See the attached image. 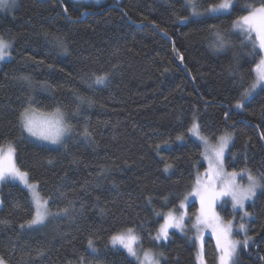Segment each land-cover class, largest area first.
<instances>
[{
  "label": "trees",
  "instance_id": "1",
  "mask_svg": "<svg viewBox=\"0 0 264 264\" xmlns=\"http://www.w3.org/2000/svg\"><path fill=\"white\" fill-rule=\"evenodd\" d=\"M235 1L230 14L194 17L186 0H121L100 7L19 0L15 15H0V37L12 44L11 59L0 68V146H15L17 166L53 214L45 231L21 228L35 211L31 195L16 183H0L5 264H137L110 244L113 234L129 227L141 237L140 247L163 254L162 264H198L201 241L177 229L169 230L166 241L153 239L163 215L179 212L205 170V144L189 131L193 123L207 143L232 134L227 171L264 174V90L236 107L256 78L260 52L253 34L245 41L233 27L247 14L246 5L262 0ZM219 2L201 0L198 11ZM84 12L90 15L81 19ZM217 32L225 37L222 50L214 49ZM46 34L62 38L67 51ZM93 73L110 75L97 85ZM28 107L59 109L65 116L72 131L59 149L26 138L18 116ZM63 208L67 215H54ZM230 210L221 209L227 220ZM247 211L252 239L237 264H264V192ZM202 241L206 264H217L215 240Z\"/></svg>",
  "mask_w": 264,
  "mask_h": 264
},
{
  "label": "snow or ice",
  "instance_id": "2",
  "mask_svg": "<svg viewBox=\"0 0 264 264\" xmlns=\"http://www.w3.org/2000/svg\"><path fill=\"white\" fill-rule=\"evenodd\" d=\"M187 7L191 9L192 16L206 15H220L230 14V10L234 9L235 5L233 0H220L219 3L211 4L204 9L201 13L198 9L201 7V0H186ZM17 6V0H0V11L12 10ZM246 15L239 16L234 22V29L244 33L248 40H252V34H255V42L253 48L258 46L261 52H264V0L257 7L246 5ZM51 37L56 47L62 51H67L65 43L62 38L55 34H46V37ZM214 47L217 50H222L226 46L225 37L220 33H214ZM12 45L7 40L0 37V61H4L11 58ZM256 78L253 83L242 93L240 101L237 102L236 107L242 108L244 105L243 100H246L253 96L257 88L264 90V56H262L258 63L255 65ZM109 73L102 75H96L94 83L97 85H103L107 82ZM27 80V78H24ZM81 102H85V98L81 97ZM90 103V101H87ZM227 116V114H225ZM55 119L38 122L35 119L33 109L31 107L25 108L20 112L18 121L23 133L27 134V138H33L37 141L48 142L53 145H61L64 143V137L71 132V126L65 122L63 114L57 109ZM198 136L205 144H207V138L200 136L199 124L193 123L192 128L189 129ZM85 134L87 131L85 130ZM177 139H182L178 136ZM232 142V134L225 131L223 135L219 137V144L212 149L211 156H206L208 159L209 168L206 172V180L201 181L197 178L195 187L190 193L191 196L199 198L200 209L199 214L195 216V223L193 228L200 230L201 226L204 228H211L212 234L216 239V247L218 251L217 264H237L238 254L241 248H248L249 241L252 237L247 235V226L244 222H240L236 227V234L244 233L243 240L234 239L233 221H223L220 215L216 212V207L219 202L224 201V198H229L234 210L242 212L240 220L250 218L251 213L245 209L246 202L252 201L256 196L257 191L264 192V174L259 177L253 175L250 170L244 169L241 172H225L224 162L225 153L229 149V145ZM159 147V146H157ZM172 165H166L164 171H168ZM237 176L247 177V184L241 185L237 182ZM19 181L32 193L31 203L35 206L34 214L32 218L26 222V224L20 225L21 228L27 227L33 229L37 226H43L50 215H53L48 210V200H42L39 194L36 192V186L29 183L28 173L22 171L16 164V148L11 143L7 148L0 146V183ZM187 200V197H185ZM2 203V202H0ZM179 209H185L184 202L179 204ZM68 208H63L54 215H67ZM186 211H181L179 215L175 210H169L163 215V223L160 225L156 232L154 240H168L169 230L177 229L184 230ZM6 220H0V224H6ZM200 240V249L198 252V264H206L203 253V241L202 236L196 237ZM141 237L136 233V230L129 227L118 233H115L110 238V244L113 248H119L117 250L126 251L127 255L133 257L137 264H160L159 258L151 252V250H144L140 247ZM88 247L95 253L97 250L93 245V241H88ZM142 252V255H141ZM160 255H163L162 253ZM264 259V258H262ZM0 264H5V261L0 258Z\"/></svg>",
  "mask_w": 264,
  "mask_h": 264
},
{
  "label": "rangeland",
  "instance_id": "3",
  "mask_svg": "<svg viewBox=\"0 0 264 264\" xmlns=\"http://www.w3.org/2000/svg\"><path fill=\"white\" fill-rule=\"evenodd\" d=\"M69 1H71L73 3H76V4H79V5H82V6H85V7H87V6H97V7H100V6H104L106 4H109L111 2H114L116 4L121 2V0H69ZM233 3H234V5H236L237 4V1L233 0ZM18 7H19V0H17V6L14 9H12V10H6V11H0V15L1 14L10 15V16L15 15ZM235 31L240 32L237 29ZM242 34L245 35L244 33H242ZM253 39L255 41V34L254 33H253ZM244 40L245 41H250V40H248L245 37H244ZM11 49H12V47H11ZM11 49H9L10 52H11ZM214 49L217 50L216 47H214ZM258 50H259V48H258ZM259 52H260V57L258 58V62H259L260 58L262 56H264V52H261L260 50H259ZM10 59L4 60V61H0V68L2 67V65L4 63L8 62ZM259 90H261V89L260 88H257V90L253 94V96H255L256 93ZM252 97H250V98H248V99H246L244 101L250 102L251 99H252ZM32 109H33V112H34L35 119L38 122L53 120V119L56 118L55 117L56 112H53V113H42V112L36 111L34 108H32ZM64 119H65V122H66L65 116H64ZM70 134H71V132L69 133V135H66L64 137V142H65V140L67 138L70 137ZM25 136L27 138V134L26 133H25ZM27 139L30 142L34 143V144H37V145L43 146V147H47V148H50V149H59L61 147V145H62V144L61 145H53V144H50L48 142L37 141V140H35L33 138H27ZM218 144H219V140L215 144L207 143V144L204 145L202 161L205 164V170L202 173L198 174V176H197V178H199L201 181H205L206 180L205 174H206V172L208 171V168H209L208 159H206L205 157L206 156H211L212 149L214 147H217ZM7 146H5L4 148L6 149ZM226 154H227V151L225 153V156H226ZM224 170H225L226 173L229 172V171H227L225 169V162H224ZM236 179H237V182L240 183L241 185H246L247 182H248L247 181V177L245 178V180H242L243 178H241L240 176H237ZM28 180H29V178H28ZM13 183H16V184L20 185L22 188L26 189L30 193V195L32 196V193L29 191V189H27L22 183H20L19 181H15ZM29 183H31V184H33V185L36 186V192L39 194L37 185L34 184V183H32V182H30V181H29ZM194 187H195V185L192 187L191 191L187 194V196H186L187 197V200L184 199V201H183L185 203V205H186L185 209H183V210L179 209V212H176L177 215H179V213L181 211H186L187 212V216L185 217V225L189 228V230L184 229L183 231H175V232H178V233L181 232L183 234V236L190 237L192 240L196 241V243H200V240L196 239V237H198V236H202V240L204 238H206V237H210L211 236L215 240V242H216L215 236L212 234L211 228H204L203 226H201L200 230L197 231V229H195V228L192 227V225L195 223V216L199 214V209H200L199 198L190 195V193L192 192V190H193ZM259 192H260V190L257 191V194ZM257 194H256V196H257ZM39 196H40V194H39ZM256 196L253 198L252 201L246 202V205H245V209L246 210H247L248 206L253 203V201L255 200ZM193 206H195V208H192ZM228 207H230V209H231L230 210L231 211V213H230L231 214L230 220L235 221L237 218H239L240 216L243 215L242 212H238V210H234L233 209L232 204H231V201H230L229 198H224V201L219 202L217 204V207H216V212L220 215V217L222 218L223 221L227 222L228 220L221 215V209L228 208ZM250 218H245L242 222H246ZM50 223H51V216L48 217V219L46 220V222L44 223L43 226H37V227H34V228H36V230L39 231V232H40V230L45 231V230H47L49 228ZM237 225H236V223L233 222V226H234L233 238L234 239L243 240L244 235H245L244 233H240L239 235L236 234L235 229H236ZM236 235H237V237H236ZM117 247L119 248V246H117ZM144 250H151V252L154 253L159 258L160 264H162L164 257H163V255H160L161 254L160 252H158L157 250H153V249H144ZM141 255H142V252H141Z\"/></svg>",
  "mask_w": 264,
  "mask_h": 264
},
{
  "label": "water",
  "instance_id": "4",
  "mask_svg": "<svg viewBox=\"0 0 264 264\" xmlns=\"http://www.w3.org/2000/svg\"><path fill=\"white\" fill-rule=\"evenodd\" d=\"M39 1L42 2V0H39ZM88 15H90V12H84V13L82 14L81 19H85L86 16H88ZM163 36L165 37L166 40H169V38H168L166 35L163 34ZM179 65H180V67L183 66V64H182V60L179 61Z\"/></svg>",
  "mask_w": 264,
  "mask_h": 264
}]
</instances>
